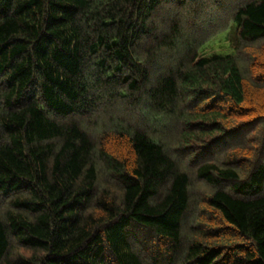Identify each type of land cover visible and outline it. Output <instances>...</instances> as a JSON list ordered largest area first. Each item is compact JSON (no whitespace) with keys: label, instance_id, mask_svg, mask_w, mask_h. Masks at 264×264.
<instances>
[{"label":"trees","instance_id":"trees-1","mask_svg":"<svg viewBox=\"0 0 264 264\" xmlns=\"http://www.w3.org/2000/svg\"><path fill=\"white\" fill-rule=\"evenodd\" d=\"M0 264H264V0H0Z\"/></svg>","mask_w":264,"mask_h":264},{"label":"rangeland","instance_id":"rangeland-1","mask_svg":"<svg viewBox=\"0 0 264 264\" xmlns=\"http://www.w3.org/2000/svg\"><path fill=\"white\" fill-rule=\"evenodd\" d=\"M222 10H224L225 8H221ZM208 17V16H205ZM212 18H214V16H212ZM217 18V17H216ZM218 19V18H217ZM210 23H215L214 19H211ZM195 28V32H197L198 36L197 38L201 41V40H205V38L207 37V34L202 33V30H200L199 25L195 24L194 25ZM208 29V28H207ZM213 29V28H212ZM211 30V27L209 28L208 32ZM213 30H217L213 29ZM216 31H213V34ZM237 38L236 35V31H235V27H234V23L231 22L228 27L223 30L220 33H216L215 35H212L207 41L206 43H204L201 47V50L199 51L200 54H211L214 52H219V53H226V52H230L232 50V46L235 42ZM199 185V182H198Z\"/></svg>","mask_w":264,"mask_h":264}]
</instances>
